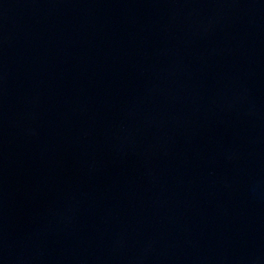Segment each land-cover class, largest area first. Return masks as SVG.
I'll return each instance as SVG.
<instances>
[{
	"label": "water",
	"instance_id": "obj_1",
	"mask_svg": "<svg viewBox=\"0 0 264 264\" xmlns=\"http://www.w3.org/2000/svg\"><path fill=\"white\" fill-rule=\"evenodd\" d=\"M0 264H264V0H0Z\"/></svg>",
	"mask_w": 264,
	"mask_h": 264
}]
</instances>
